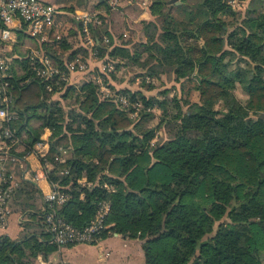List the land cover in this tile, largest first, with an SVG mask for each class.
I'll return each mask as SVG.
<instances>
[{"label":"trees","instance_id":"trees-1","mask_svg":"<svg viewBox=\"0 0 264 264\" xmlns=\"http://www.w3.org/2000/svg\"><path fill=\"white\" fill-rule=\"evenodd\" d=\"M178 1L151 0L153 21L146 26L153 33L144 31L146 41L128 46L104 31L105 43L95 33V56L113 62V74L120 65L137 71L135 78L143 80L138 91L107 85L114 96L102 99L95 82L85 80L66 87L60 98L74 93L75 104L64 111L28 58L13 59L0 76V108L9 98L7 110L15 117L9 127L23 149L17 158L30 153L48 129L49 152L41 163L64 157L47 178L68 196L49 208L36 185L22 180L16 192L27 204L14 197L25 218L22 233L16 240L0 234V264H34L38 255L46 260L60 249L46 214L82 230L102 202L109 211L99 238L118 234L142 241L144 264H263L264 1L252 0L242 10L227 6L228 0ZM106 3L65 9H105ZM73 43L54 40L47 47L50 59L59 67L77 58L84 62L88 50ZM163 76L172 77L180 94L173 88L174 95L164 89L145 96ZM237 87L246 102L236 97ZM116 96L141 104L136 119ZM161 128L166 137L152 146Z\"/></svg>","mask_w":264,"mask_h":264},{"label":"built area","instance_id":"built-area-1","mask_svg":"<svg viewBox=\"0 0 264 264\" xmlns=\"http://www.w3.org/2000/svg\"><path fill=\"white\" fill-rule=\"evenodd\" d=\"M123 0H108L107 8L109 10H117ZM127 1V0H124ZM129 1V0H128ZM135 4L141 8V10H149L151 6V0H134ZM248 0H228L226 5L233 10H240L246 4ZM62 13L53 4L44 2L41 0H0V42L11 41V29L16 24H23L26 27L28 34L31 37L47 38L51 32L56 34V28L60 22ZM99 13H81L76 12L73 15L75 21L80 25L83 39L89 46H94V33L96 31L102 34V27L104 25L100 18ZM53 35V36H54ZM105 43L108 42V38L104 35L101 36ZM59 39V36H56ZM1 53V52H0ZM43 53V52H42ZM34 54L31 57V66L36 77L43 82L47 83L48 92H53L57 89V92L62 91V87L68 84L69 76L73 73L85 72L86 65L80 63L79 60L73 61L64 66H55L50 57L45 53ZM95 56V55H94ZM106 65V64H105ZM109 65V64H108ZM114 70V67H103L101 73H91V76L87 80L95 81L98 86L101 98L104 99L109 96H114V93L106 94L101 79L103 75L109 69ZM8 70L4 59L0 54V76L4 75ZM117 101L122 106H138V103L131 104L130 101L124 96H116ZM5 108H0V143H19V140L14 137L10 130V123L14 120V115L8 112L7 104L9 98L3 100ZM135 109V108H134ZM133 109V110H134ZM137 110V109H136ZM44 148V144L38 141L33 149L40 158H44V154L41 150ZM62 155H65L66 151L60 150ZM33 153V150L30 152ZM62 158L55 157L52 162L45 163L42 170L33 173L32 181L35 185L39 186L42 181H48V166L50 164L59 165L62 162ZM49 183V181H48ZM50 184V183H49ZM18 187V183L14 178L6 173V171L0 169V228L6 223V218L9 213V205L14 195V190ZM42 191V190H41ZM45 202L49 208L54 206L63 205L68 196L59 190L58 188L50 185V189L47 193H41ZM109 211L108 204L102 202L97 205V210L94 219L91 223L82 230L75 229L71 225L65 223L62 219L58 218L54 213H47L45 216V223L47 225L48 232L52 235V243L56 244L59 248L66 245H93L99 244L101 239L99 235L105 228L104 220Z\"/></svg>","mask_w":264,"mask_h":264},{"label":"crops","instance_id":"crops-1","mask_svg":"<svg viewBox=\"0 0 264 264\" xmlns=\"http://www.w3.org/2000/svg\"><path fill=\"white\" fill-rule=\"evenodd\" d=\"M44 2L51 3L55 5L60 12L62 13L60 22L55 29L56 34L54 35V32H51L50 35L43 39L42 37H31L27 30L25 25L21 24H16L13 26L11 29V41L9 42H0V54L1 57L4 59L5 64L7 65L8 69L12 67V60L13 59H19V58H28L31 64V57L34 56V54H40V53H47V47L49 44L52 45V42L54 40H58L56 36H59L57 34L58 31H60L61 28L66 30L59 38L61 37H67V39L70 41H75V38H78L79 35L82 38V43L80 46L85 47L89 54L88 57L85 59L84 63L86 65V71L85 72H78V73H73L70 74L68 84L66 86H74L73 84L79 83V86L91 76V73H93V68L96 69L94 72L96 74L98 73L97 68H103V65H105V62L103 60H99L98 57H93L96 53L95 49V44L94 46H89L88 44L85 43L81 30L78 32L76 29H72L73 27H69L72 24H77L79 25L75 19L73 18V15L76 12H81V13H91V12H96L101 14L100 18L103 21L104 27L107 30V33L109 32L112 36V38L116 39L119 38L116 37L117 33H115V28L113 25V20L112 16L113 14L121 7L115 11L109 10L107 8V3L105 6V9L102 11V9H93L91 7H88L87 10L79 8L77 5H73L75 8L74 11H68L65 9L67 5H71V3L66 2V0H42ZM108 1V0H107ZM124 1V0H123ZM252 0H248L246 4L243 6L242 9H245L248 7L249 3ZM264 1V0H262ZM54 2V3H53ZM134 0H127L125 1V5L122 6L123 8L126 7H132L136 6L137 7V14L135 19H130L126 20L124 25L128 23L130 24H136V21L138 23L141 22H152L153 17L151 16L149 10L143 11L139 6H137ZM240 9V10H242ZM264 10H261V13ZM80 26V25H79ZM81 28V27H80ZM75 30V31H72ZM123 31L121 32V36L123 38H128L130 34L132 33L133 30L129 31ZM72 32H75L76 35L71 38L70 34ZM94 37H95V32ZM54 35V36H53ZM93 37V38H94ZM144 38V36H142ZM95 39V38H94ZM146 41V40H142ZM30 45L34 47H30ZM78 46L74 44V48H77ZM54 48V47H53ZM57 49V46L54 48ZM17 50V52H14ZM42 53V54H43ZM21 54L22 57L18 56ZM60 57L66 56L63 54V52L59 51L57 53ZM49 56V55H48ZM62 60V59H61ZM64 60V59H63ZM76 61V60H75ZM97 61H100V63H96ZM102 63V64H101ZM65 64V62H64ZM93 66V67H90ZM115 70V65L113 66ZM113 70V71H114ZM99 71V73H101ZM117 71V70H116ZM148 80V79H147ZM149 81V80H148ZM147 81V82H148ZM129 81L119 83L116 89H123V88H129L131 89L132 85L128 83ZM78 86V87H79ZM113 86H116L113 84ZM118 86H121L120 88ZM76 87V86H75ZM64 87H62V90ZM240 89L237 87L235 91L236 97L241 101V102H246L248 100L247 95L242 92L241 90V96H238L237 90ZM57 90V89H56ZM132 90V89H131ZM48 91V90H47ZM54 94L57 91H53ZM50 92V93H53ZM52 95L51 97L54 98L55 95ZM36 125V124H35ZM37 126V125H36ZM51 133L48 129H43L42 133L40 134V140L44 144V148H42V152L47 155L49 152V137ZM21 143H0V169L3 168L6 173L14 178V180L18 183V187L20 186V183L22 180H29L32 181V176L33 173H37L40 170H42V167H44V164L41 163V159L37 153H35V149H33V153H28L25 154L22 158H17L19 153H21L22 146L20 145ZM62 162L64 161V157L62 158ZM61 162V163H62ZM50 163V162H47ZM58 168V165H53L50 164L48 166V172L56 170ZM23 170L21 172V175L18 177V170ZM84 180H79L78 182H83ZM35 184V183H34ZM18 187L14 190V195L13 197L16 196V190ZM36 188L38 189L39 193L44 192L47 193L50 189V184L48 181H42L39 183V186L37 184ZM42 190V191H41ZM12 197V199H13ZM17 203V204H16ZM18 203L16 199L14 198V201L11 200V203L9 205V213L6 218V223L5 225L0 228V234H5L12 240H16L20 234L22 233V228H21V222L25 220L23 216L20 215V211L18 209H15L13 206L18 207ZM13 204V205H12ZM56 257L57 259L51 260V256L49 255L46 260L41 255H38L36 259L34 260V264H144V256H143V251H142V241L138 239H129L128 237L121 236L118 234H112L106 237L104 240H101L99 244H93V245H72L68 247H61L58 251H56Z\"/></svg>","mask_w":264,"mask_h":264},{"label":"rangeland","instance_id":"rangeland-1","mask_svg":"<svg viewBox=\"0 0 264 264\" xmlns=\"http://www.w3.org/2000/svg\"><path fill=\"white\" fill-rule=\"evenodd\" d=\"M42 1V0H41ZM99 1H101V0H71V4H76V3H80V4H87V5H89V6H92V5H95L97 2H99ZM166 1H170V0H166ZM254 2H256L255 0H253L252 2H251V5L254 3ZM46 3V2H45ZM54 3V2H53ZM181 2L179 1V4H180ZM125 5V1H122L121 2V4H120V8L113 14V16H112V20H113V25H114V27H116L115 29V33H117V36L116 37H120V35L122 34L121 32H123L124 30L125 31H127V29H129L130 28V30L129 31H131V30H133L132 31V33L130 34V36L128 37V38H123V39H117L116 38V42H118L119 43V41L121 42V41H127V43L126 44H128V46H130L131 44H133V43H135V42H138V41H140L139 39L142 37V36H144V38L142 37V40H146V37H145V35H144V31L146 32V33H148V34H146L147 35V37H149V35L150 36H152V28L151 27H147L146 26V22H141V23H138V21H136V24H130V26L128 25V23L127 24H125L124 25V23H125V21L126 20H130V19H135L136 18V14H137V7L136 6H132V7H126V8H123L122 6H124ZM104 9H102V11H103ZM175 12V11H174ZM262 12H264V11H262ZM154 22H156L157 24L159 23L157 20H156V18H154ZM145 23V24H144ZM69 27H73L72 29H76L77 31L78 30H80L78 27H79V25H75V24H72L71 23V25L69 26ZM147 27V28H146ZM64 28V27H63ZM63 28H61L60 29V31H58L57 32V34L59 35V36H61L64 32H66V30H64ZM72 31H75V30H72ZM102 34L101 35H104V36H106L107 37V35L104 33V31H106L107 32V30H106V28L104 27V25H103V27H102ZM80 32V31H79ZM82 33V32H81ZM121 33V34H120ZM108 38V37H107ZM108 41H109V39H108ZM83 41H82V38H81V36L79 35V37L78 38H75V43H73V44H76L77 46H79V45H81V44H83L82 43ZM84 45V44H83ZM30 47H34V46H32V45H30ZM97 56V55H96ZM93 57H95V56H93ZM77 60H79V62L80 63H82V61L79 59V58H77ZM52 61V60H51ZM52 63L55 65V66H57L53 61H52ZM96 63H100V61H97ZM102 64V63H101ZM105 64L106 65H103V67H113L114 66V63L113 62H108V63H106L105 62ZM109 64V65H108ZM58 67V66H57ZM90 67H93V66H90ZM96 69H94L93 68V73H95L94 74V77H96L97 75H96V72H94ZM97 71H98V73H99V71H101V68L99 67V68H97ZM113 74V71H112V69L110 68L109 69V71H106L105 72V77H104V79L106 80L105 81V83H104V80H102L101 79V83L103 84V88H104V90H105V93L106 94H111V93H114V92H112L109 88H108V86L107 85H112L113 86V84L114 85H116V86H113L114 88L115 87H117V85L119 84V83H124V82H126V81H129L128 83H130L131 85H132V87H131V89L132 90H140L141 88H140V84H142L141 82L143 81L140 77H136L135 78V75H137L138 73H137V71H135L132 67H126V66H123V65H120V67L117 69V71H115L114 72V74ZM112 75V76H111ZM131 79H135V80H131ZM151 82H152V80L151 79H149ZM89 81V80H88ZM95 82V81H94ZM154 84L156 85V88L154 89V90H152V91H145L144 92V94H145V96H155L159 91H162V90H164V89H167V90H169V91H171L173 88L175 89V91H177V93H178V95L180 94V92H179V85L177 84V83H175V82H173V79H172V77H168V76H163L162 77V79L161 80H157V81H155L154 82ZM74 86H76V87H78L79 86V83H76V84H73ZM66 85L64 86V89L61 91V92H58V93H55L54 95V100H58L59 102V105L62 107V109L65 111H67V109L69 108V107H71V106H73L75 103H74V98H73V95H74V93H72V94H70L66 99H64L63 97H61L60 98V96L61 95H63V93H65V91H66ZM119 88L121 87V86H118ZM193 87H196V85H194ZM144 91V90H143ZM175 91H171V95H174L173 93L175 92ZM237 94H238V96H241V91H240V89H238L237 90ZM188 99H192V97L191 96H189L188 97ZM117 100V99H116ZM118 102V101H117ZM139 104V103H138ZM121 107L122 108H124L125 109V111L126 112H128L127 113V115L129 114V116L132 118V119H136L137 118V113H138V111L142 108V106H141V104H139L138 106H127V107H125V106H122L121 105ZM129 108H131V109H134L135 108V113H129ZM137 109V110H136ZM158 115H159V113L158 112H155V116H154V122H153V124H156L157 123V121H158ZM31 124V126L32 127H35V123L34 122H31L30 123ZM157 137L159 138V139H165V133H164V131L162 130V128L161 129H159L157 132H156V137L152 140V142H151V145L153 146L155 143H156V141H158V139H157ZM15 194H17V197H18V200H19V202L20 203H22V204H24V203H26L27 204V200L24 198V196L22 195V193L20 192V191H18V192H16ZM33 194V196L34 197H36L37 196V194L35 193V192H33L32 193ZM12 201H14V197H13V199H12ZM13 205V204H12ZM15 209H17V207L16 206H13ZM38 210H39V212H42L43 211V208L39 205L38 206ZM56 252H54V253H52L50 256H51V260L52 259H54V260H56L57 259V257H56ZM260 256V261L264 264V255H259ZM53 261V260H52Z\"/></svg>","mask_w":264,"mask_h":264},{"label":"water","instance_id":"water-1","mask_svg":"<svg viewBox=\"0 0 264 264\" xmlns=\"http://www.w3.org/2000/svg\"><path fill=\"white\" fill-rule=\"evenodd\" d=\"M168 4L178 5L179 4V1L178 0H170V1H168Z\"/></svg>","mask_w":264,"mask_h":264}]
</instances>
